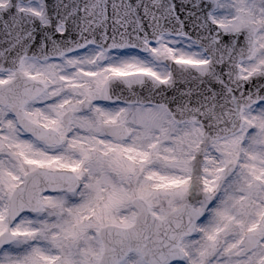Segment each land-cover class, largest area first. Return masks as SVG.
<instances>
[{"label": "snow or ice", "instance_id": "snow-or-ice-1", "mask_svg": "<svg viewBox=\"0 0 264 264\" xmlns=\"http://www.w3.org/2000/svg\"><path fill=\"white\" fill-rule=\"evenodd\" d=\"M0 264H264V0H0Z\"/></svg>", "mask_w": 264, "mask_h": 264}]
</instances>
